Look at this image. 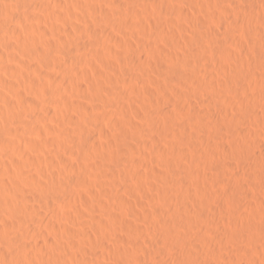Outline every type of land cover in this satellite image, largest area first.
<instances>
[{"label":"bare ground","instance_id":"obj_1","mask_svg":"<svg viewBox=\"0 0 264 264\" xmlns=\"http://www.w3.org/2000/svg\"><path fill=\"white\" fill-rule=\"evenodd\" d=\"M228 1L0 0V264H264V0Z\"/></svg>","mask_w":264,"mask_h":264},{"label":"rangeland","instance_id":"obj_2","mask_svg":"<svg viewBox=\"0 0 264 264\" xmlns=\"http://www.w3.org/2000/svg\"><path fill=\"white\" fill-rule=\"evenodd\" d=\"M221 1H222L221 4L224 5L225 7H229V8H230V7H233V6H234V4H232V2H229L228 0H221ZM225 3H226V4H225ZM258 5H259V7L261 6L260 4H258ZM261 7H262V6H261ZM166 10H167V9H165V7H164V10L162 9V11H161V12H163V13H162V14H163V15H162V18H163V19H164L163 16L166 15ZM161 12H160V13H161ZM151 13H152V14H151ZM151 13H150L151 15L149 14V16H152V17H151V18L149 17V18H150L152 21H155V19L157 20V19L159 18L157 13H154V12H151ZM154 15H155V16H154ZM147 17H148V16H147ZM160 17H161V16H160ZM166 17H167V16H166ZM222 17H223V18L226 17V18H225V19L222 18V21H221V24H220V30H221L223 33H225V32L227 33L226 30H228V27H227V23H226V22L228 21L229 16H225V15H223ZM231 17H234V16L232 15ZM162 18H161V19H162ZM226 19H227V20H226ZM228 22H229V21H228ZM240 24H241L242 26H244L243 23H240ZM242 26H239V28L237 29V31L234 32V37H233V38H231V37L229 36L231 39H233V41H230L231 39H229V41H228V46H230V47L232 46V47H233V51H234L235 53H237V54L253 56V58H256L255 56H257V59H258V58H259V54H255V53H253V55H252V46H253V41H254L253 39H254V37H253L252 33L248 31V29H244V28H242ZM200 27H202V26L200 25ZM247 31H248V32H247ZM1 32H3V31H1ZM111 32H112V31H111ZM120 32H121V33H120ZM120 32H118V31L116 32V31H115V32H114V35H113V36H114L113 38H114V39L117 38V39L120 40V41H122V40H123V41H124V40H129L130 43L132 42V45H133L134 47H136V48L138 47V42L136 41L138 37H137V36L135 37V36H134V33H131V30H130V31H128V30L126 31L125 29H122ZM129 32H130V33H129ZM3 33L5 34V32H3ZM3 33L0 34V38H1L2 35H4ZM125 33H128V35H126ZM109 34H110V33H109ZM112 34H113V33H112ZM129 34H130L131 36H130ZM109 36L112 37V35H109ZM132 36H133V37H132ZM126 37H128V38H126ZM134 37H135V38H134ZM7 38L11 40L10 37L7 36ZM238 38H239V39H238ZM117 39H116V40H117ZM234 39H235V40H234ZM239 40H240V42L242 41L241 43H242L243 45H245V47H243V48L241 47L242 50H241V48H240V49L237 48V45H236V42H235V41H239ZM229 42H230V44H229ZM134 43H135L136 45H134ZM243 49H244V50H243ZM241 51H242V52H241ZM244 52H245V53H244ZM101 66H102V65H101ZM101 66H100V64H99V65L96 67V69H98V72H99V71H102V72H100V73H105V72H104V70H105L104 67H103V66L101 67ZM96 71H97V70H96ZM93 72H94V71H93ZM93 72H92V70H91V71H90V70H86L85 73H86V74L88 73V74L85 75V76H87V77H86L84 80H78V83H79L82 87L85 86L86 88L89 87L91 84L94 85L93 83H96V81H98V80H96V78H98V77L96 76V74H97L98 72H97L96 74H94ZM95 77H96V78H95ZM218 77H219L220 80L222 79L220 75H219ZM92 85H91V86H92ZM148 87H150V88L153 89V87L151 86V84H150V86H148ZM138 88H139V87H138ZM138 88H137V91H136L137 102H136V100H135L134 102L131 103V107H132V110H133V111H139V108H140V106H139L140 104L138 103V101H139L138 98L140 97V95H138V97H137V94L139 93V94L142 95V93H141L140 89H138ZM137 92H138V93H137ZM142 96H143V95H142ZM85 97H86V96H85ZM81 98H83V97H81ZM81 98H80V99H81ZM140 99H141V98H140ZM86 100H87V98H83V99H81L80 101H81L82 103L86 104L87 106H89L90 108H91V107H94V104H93L92 102H91V104H90V103H87L88 100H87V102H86ZM193 100H194V99H193ZM193 100L187 101L188 104H187L186 102H184V103L181 102V103H183V107H185V108L187 109V106H189L188 108H190V103H189V102H192ZM179 101H180V100H179ZM85 102H86V103H85ZM89 102H90V100H89ZM92 104H93V106H92ZM186 104H187V105H186ZM136 108H138V109H136ZM72 115H77V116H78V119H80V118H79L80 115H78V114H76V113H75V114L72 113ZM77 116H75V117H77ZM132 116H133V115H132ZM132 116H131V118L133 119L134 122H138V123L140 122L139 119H137V117H134V116L132 117ZM78 119H77V120H78ZM80 120H81V119H80ZM80 120H78V121H80ZM104 122H105V121L102 122V123H103V129H105V128H107V127H108L109 129H111V130H108V129H107V130L109 131V133H110V135H109V133H108V136H109L110 141H111V137H112V139L114 140L115 137H113V135H111V133L113 132L114 135H115V133L117 134L118 132L112 130L113 127H112V126L110 127L111 124H110V125L108 124L109 126H107L106 122H105V123H104ZM100 125H101V123H100ZM101 126H102V125H101ZM104 127H105V128H104ZM107 130L105 129L106 132H107ZM114 130H115V129H114ZM91 131H93V129H91ZM79 137H80V136H79ZM79 137H78V138H79ZM82 137H83V136H82ZM79 139H81V137H80ZM79 139H77V140H78V141H81L82 139H85V137H83L81 140H79ZM113 140H112V142H114ZM83 141H85V140H83ZM81 142H82V141H81ZM78 153H79V152H78ZM78 155H79V154H78ZM80 157H81V159H80ZM77 158H78V159H77ZM80 160H82V162H81ZM71 161H72V163H74L75 165L77 164L76 166H79L80 163L83 164V159H82V156H80V155H79V157L77 156L76 158L71 159ZM82 164H80V166H81ZM140 169H141L140 172H142V173H143V171L146 172V173H147V171H148V170L146 171V168H145V167H142V168H140ZM237 171L239 172V169H238V168H237ZM149 172H150V171H149ZM146 173H144V174H146ZM147 174H148V173H147ZM148 176H149V178H150V180H151V177H150V176H151V173H150ZM153 179H154V178H152V180H151V181H152V184L154 183ZM131 180H132V179H131ZM131 180L127 181L126 184L129 185L128 183L132 182ZM154 180H155V179H154ZM263 182H264V180L262 179V183H263ZM124 184H125V183H124ZM126 184H125V185H126ZM131 184H132V183H131ZM131 184H130V185H131ZM148 184H151V182L148 181ZM157 184H158V181H157ZM157 184H156V185H157ZM120 185H122V184H120ZM127 185H126V186H127ZM130 185H129V186H130ZM154 185H155V184H154ZM154 185H153V186H154ZM156 185H155V186H156ZM150 186H151V185H150ZM263 186H264V184H263ZM120 187H121L123 190L125 189L124 186H120ZM250 188H251V187H249L248 189H250ZM122 189H121V192H123ZM253 189L255 190V188H252L251 191L248 190L252 195H254V193H255V191H254ZM125 190L127 191V189H125ZM125 190H124V191H125ZM126 191H125V192H126ZM138 191H139V190H138ZM140 191H141V190H140ZM140 191H139V192H135V191H133V192H131V195H130V196L128 195V194H130V193L127 191L128 194H127V192H126V193H125L126 196L124 195V197H127V198L130 197V198L132 199L131 201L137 200L138 208H141V207L143 206V204L148 203V199H146V197H147V196L149 197V195H150V193H148L149 195H146V196H145L146 193L143 192V191H142V192H140ZM87 192H88V194L85 192V194H86V195H85L86 197H84L85 200H86V198H87V199L89 198L88 200L92 201L93 198H92V200L90 199V198H91V197H90V194H91L90 191H87ZM134 192H135V193H134ZM252 192H254V193H252ZM89 193H90V194H89ZM144 193H145V194H144ZM153 193H154V192H152V194H153ZM123 194H124V193H123ZM83 195H84V194H83ZM121 195H122V194H121ZM19 196H20V195H19ZM19 196H18V198H19ZM91 196H93V195L91 194ZM260 196H261V197H260ZM260 196H259V198H260V200H262V201H260V200H259V201L262 202V204H264V199H263V198H264V189H263V191H261ZM122 197H123V195H122ZM22 198H23L24 200L26 199V198H24V196H22V197H20L21 201H24V200H22ZM130 198H129V199H130ZM259 198H258V199H259ZM125 199H126V198H125ZM129 199H128L127 201H130ZM133 199H134V200H133ZM88 200H87V201H88ZM253 200H255V198H253ZM253 200H252V201H253ZM22 203H23V202H22ZM22 205H23V204H22ZM79 205H81V204H79ZM82 206H84V205L82 204ZM82 206H79V208L82 209ZM85 207H86V206H84V208H85ZM263 208H264V205H263V207H262V210L264 211ZM83 210H84V209H82L81 211H83ZM85 210H86V211H83V213H84L83 215H85V218L87 217V219H88V216H87V215H88V211H89L88 207L85 208ZM23 211H24V210H23V208H22V211H21V212H23ZM81 211H80V212H81ZM85 212L87 213V215H86ZM81 219H83L84 221L86 220V219H84V216H83ZM81 219H79V221H83V220H81ZM131 219L133 220L134 218L131 216V217H130V220H131ZM87 221H88V220H87ZM255 222H256L257 224H259V225H261V224L263 225L264 219H261V218L259 219V217H258V218L256 217ZM79 223H80V222H79ZM81 223H82V222H81ZM84 223H86V221H85ZM21 228H22V227H21ZM46 232H47V231H46ZM118 232H119V233H118V236H120V237L122 236L121 238H126V237H128V235H127L128 233H127L126 231L120 230V231H118ZM125 232H126L127 234H126ZM49 233L51 234V232H49ZM45 234H48V233H45ZM48 235H49V234H48ZM125 235H126V236H125ZM51 237H52V234H51ZM154 245H155V246L149 244L148 247H151V246H152V247L150 248L151 250H153V249H154V250L157 249L158 251L160 250V248H162V250H165L164 253H166V255H168L167 258L172 260V257H173V254H172V253H173V251L171 250V252H168V251H169L168 249H170V248H163V246H160V245H158V246H160V247H158V246H156L157 244H154ZM158 248H159V249H158ZM166 251H167V252H166ZM171 254H172V255H171ZM170 256H171V258H170ZM111 259H112V257H111ZM111 259H110V257H108L106 260L104 259V260H105V263H104V261H102V262H103L104 264H106V263H107V264H112V262H113L115 259L113 258L112 261H111ZM110 261H111V262H110ZM114 262L117 263L116 261H114ZM115 263H114V264H115ZM117 264H118V263H117ZM242 264H245V262H243Z\"/></svg>","mask_w":264,"mask_h":264}]
</instances>
